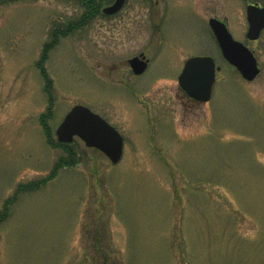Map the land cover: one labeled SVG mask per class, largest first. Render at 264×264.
Segmentation results:
<instances>
[{
  "label": "rangeland",
  "instance_id": "obj_1",
  "mask_svg": "<svg viewBox=\"0 0 264 264\" xmlns=\"http://www.w3.org/2000/svg\"><path fill=\"white\" fill-rule=\"evenodd\" d=\"M85 12L81 0H0V214L15 196L0 222V264H264V32L251 44L261 73L247 82L208 30L210 17L228 15L246 42L235 0H127L116 19L53 37ZM54 40L48 84L37 64ZM142 52L151 64L136 76L127 61ZM199 56L221 66L205 104L178 84ZM77 105L124 137L122 160L76 138L75 166L21 190L66 155L41 116L52 107L56 141Z\"/></svg>",
  "mask_w": 264,
  "mask_h": 264
},
{
  "label": "water",
  "instance_id": "obj_2",
  "mask_svg": "<svg viewBox=\"0 0 264 264\" xmlns=\"http://www.w3.org/2000/svg\"><path fill=\"white\" fill-rule=\"evenodd\" d=\"M125 2L126 0H116L113 5L106 7L103 13L115 14L123 8ZM248 23V39H259L264 29V8L249 7ZM210 26L224 58L246 81L253 82L260 74L254 54L245 45L233 39L224 23L211 19ZM129 64L136 75L143 74L148 65L147 61L139 57L130 59ZM219 70L211 57L191 58L185 63L179 76V86L190 99L202 104L208 103L213 97L216 73ZM56 137L58 142L65 144L78 138L87 148L101 151L113 164L119 163L123 157L122 135L105 119L84 106L77 105L67 113L56 129Z\"/></svg>",
  "mask_w": 264,
  "mask_h": 264
},
{
  "label": "flooded vegetation",
  "instance_id": "obj_3",
  "mask_svg": "<svg viewBox=\"0 0 264 264\" xmlns=\"http://www.w3.org/2000/svg\"><path fill=\"white\" fill-rule=\"evenodd\" d=\"M94 0H81V2H82V5L83 6H85V9H86V12L84 13V15H83V19L80 21V23H70V24H68V26H67V28H66V30H62V29H60L59 31L57 30V31H55V34H58V33H60L61 35H63V36H66V35H69V34H72L73 32H75V30L78 28V27H82L84 24H86V23H88V22H91V21H93V20H95V18H97V17H104L105 19H116L117 18V16L120 14V12L123 10V8L125 7H123L118 13H116V14H112V15H107V14H104L103 13V9L105 8V7H108V6H110V5H112L114 2H115V0H113L112 1V3H110V4H107V5H101L100 7H97L95 4H94V2H93ZM102 1V0H101ZM237 3H238V6H241V8H243V11H244V15H245V17H246V20H247V23H248V8L249 7H256V8H259V9H263L264 8V0H235ZM229 1L228 2H226V3H224V4H222V7H219L218 6V9H223V11L227 8H229ZM208 10H209V8H211L210 7V5H208ZM203 12V11H202ZM197 13V12H196ZM199 16H200V14L199 13H197ZM210 19H217V20H219V21H221V22H223V23H225L226 25H227V27L229 28V19H228V15H225L224 17H221L219 14H215V15H213L212 17H210L209 19H208V27H209V31L211 30V28H210V26H209V20ZM85 26V25H84ZM263 32H264V30L261 32V36H262V34H263ZM211 33H212V35H213V37H214V34H213V32H212V30H211ZM247 34V33H246ZM261 36H260V38H261ZM215 38V37H214ZM260 38L258 39V40H254V41H252V40H248L247 38H246V42H243L244 43V45H246L253 53H254V55H255V57L257 58V55H256V51L251 47V44H253V43H255V42H257V41H259L260 40ZM240 41V40H239ZM242 42V41H241ZM139 57L141 60H144V61H147V63H148V67H149V65L151 64V60H150V58H148L147 56H146V54L144 53V52H142V53H140L139 55H136V56H134V57ZM160 57H161V55H160ZM129 60L130 59H128V61H127V63H128V65H129V67H130V64H129ZM188 59H186L185 61H184V64H185V62L187 61ZM257 61H258V64H259V66H260V62H259V60H258V58H257ZM183 64V65H184ZM260 68H261V66H260ZM148 69V68H147Z\"/></svg>",
  "mask_w": 264,
  "mask_h": 264
},
{
  "label": "trees",
  "instance_id": "obj_4",
  "mask_svg": "<svg viewBox=\"0 0 264 264\" xmlns=\"http://www.w3.org/2000/svg\"><path fill=\"white\" fill-rule=\"evenodd\" d=\"M93 2L97 7L101 6V4H100L101 0H94ZM53 37L57 39V35H54ZM57 42H58V40H54L52 43L46 44V47H45V50L43 52L41 61L37 64L38 68L41 70L42 76L46 80H48V84L51 83V81H50V79H48L47 71L44 67V62H46V60H47L48 50L50 48H52L55 44H57ZM52 113H53L52 107L48 108L47 112L41 116V123L45 126L44 129H45V134L47 136L48 143L52 147L63 148L65 150L66 155L60 157V159L55 163L52 172H50V174L48 175V177L46 179L39 181V182H33L27 186L21 187V190H23V191H27V190L28 191H35V190L39 189L41 186L45 185L48 181L53 179L56 176V173L58 172V170H60L62 168L73 167L77 163L76 154H75L74 150L71 148L73 146V143L72 144H61L59 142L54 141V139L52 138V133H51L50 129L48 128V126H46V120L51 118ZM13 199H15V196L6 202V204L3 208V212H2V214H0V222L6 220L7 217L9 216L8 207L13 202Z\"/></svg>",
  "mask_w": 264,
  "mask_h": 264
}]
</instances>
